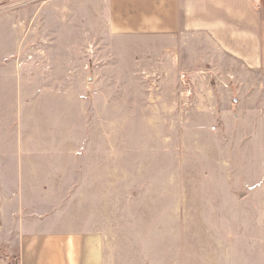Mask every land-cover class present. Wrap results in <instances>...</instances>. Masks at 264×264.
I'll return each mask as SVG.
<instances>
[{"label":"crops","instance_id":"0c3cea01","mask_svg":"<svg viewBox=\"0 0 264 264\" xmlns=\"http://www.w3.org/2000/svg\"><path fill=\"white\" fill-rule=\"evenodd\" d=\"M261 160L264 1L0 0V264H264V216L182 213Z\"/></svg>","mask_w":264,"mask_h":264},{"label":"rangeland","instance_id":"374dc122","mask_svg":"<svg viewBox=\"0 0 264 264\" xmlns=\"http://www.w3.org/2000/svg\"><path fill=\"white\" fill-rule=\"evenodd\" d=\"M111 82L105 81V88L110 87ZM111 97H105V108H103L102 119H103V133H104V145H103V154H104V171H105V183L109 178L107 175L111 173V164H112V138L115 135L117 128V122L120 120V123H126V112L123 108H111L107 106L110 104ZM119 110V113H118ZM126 110V109H125ZM122 134V131H121ZM125 134V132H124ZM235 163V168H241L245 171L242 177H235V182L237 184H242V186L247 187V190L244 192H231L224 193L221 196L211 193V192H201V193H191L189 192L188 196L191 197V200H201V201H210V200H242L247 201L249 206L246 209H218V208H193V209H183V215H248V216H264V160L261 161H248L243 164ZM247 170V173H246ZM13 178L9 177L8 181L11 182ZM124 195L127 197L129 192H126L127 189H123ZM147 189L138 186L132 187L131 193L136 194L137 199L146 200L149 198V193H146ZM123 193V192H121ZM115 197V193L113 194ZM112 193L109 190L105 191V202H110L114 199ZM116 198V197H115ZM139 201V200H136ZM256 206V207H251ZM123 212L127 213V208H123ZM170 214V210H168Z\"/></svg>","mask_w":264,"mask_h":264},{"label":"built area","instance_id":"2783aa9c","mask_svg":"<svg viewBox=\"0 0 264 264\" xmlns=\"http://www.w3.org/2000/svg\"><path fill=\"white\" fill-rule=\"evenodd\" d=\"M263 1L264 0H252L253 8L259 10L262 6ZM179 78H180L179 95L181 96L182 92L189 95L190 90H189V84L186 80V74H181ZM211 130H214V127H212Z\"/></svg>","mask_w":264,"mask_h":264}]
</instances>
